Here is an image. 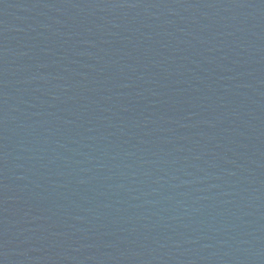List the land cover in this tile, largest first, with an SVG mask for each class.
<instances>
[{"label": "water", "instance_id": "water-1", "mask_svg": "<svg viewBox=\"0 0 264 264\" xmlns=\"http://www.w3.org/2000/svg\"><path fill=\"white\" fill-rule=\"evenodd\" d=\"M0 264H264V0H0Z\"/></svg>", "mask_w": 264, "mask_h": 264}]
</instances>
